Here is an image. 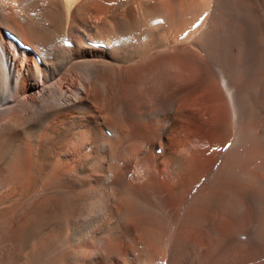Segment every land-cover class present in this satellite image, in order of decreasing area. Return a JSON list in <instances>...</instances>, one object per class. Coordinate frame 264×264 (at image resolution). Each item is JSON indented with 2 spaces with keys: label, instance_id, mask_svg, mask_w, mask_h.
Returning <instances> with one entry per match:
<instances>
[{
  "label": "bare ground",
  "instance_id": "1",
  "mask_svg": "<svg viewBox=\"0 0 264 264\" xmlns=\"http://www.w3.org/2000/svg\"><path fill=\"white\" fill-rule=\"evenodd\" d=\"M0 264H264V0H0Z\"/></svg>",
  "mask_w": 264,
  "mask_h": 264
},
{
  "label": "rangeland",
  "instance_id": "2",
  "mask_svg": "<svg viewBox=\"0 0 264 264\" xmlns=\"http://www.w3.org/2000/svg\"><path fill=\"white\" fill-rule=\"evenodd\" d=\"M106 133H107V135H108V132H106ZM151 149L153 150V147H152ZM159 151H161V150H157V154H160ZM150 152H151V151H150ZM129 174H130V171L127 173V177H129V178H131V179H134V178H135L134 175L129 176ZM131 261H132V262H135V260H131Z\"/></svg>",
  "mask_w": 264,
  "mask_h": 264
},
{
  "label": "snow or ice",
  "instance_id": "3",
  "mask_svg": "<svg viewBox=\"0 0 264 264\" xmlns=\"http://www.w3.org/2000/svg\"><path fill=\"white\" fill-rule=\"evenodd\" d=\"M201 20H203V17H201ZM188 34L187 33H185V36H187Z\"/></svg>",
  "mask_w": 264,
  "mask_h": 264
}]
</instances>
